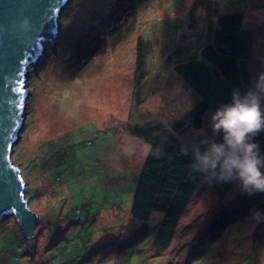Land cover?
<instances>
[{
    "label": "rangeland",
    "instance_id": "rangeland-1",
    "mask_svg": "<svg viewBox=\"0 0 264 264\" xmlns=\"http://www.w3.org/2000/svg\"><path fill=\"white\" fill-rule=\"evenodd\" d=\"M232 12L253 34L239 64L264 113V0H68L54 44L28 68L25 123L11 156L40 220L25 238L12 216L0 219V264H264V192L249 194L238 179L223 196L206 180L161 252L151 248L161 215L142 223L129 213L151 148L132 136L133 125L157 126L150 140L174 135L194 151L219 143L216 109L192 126L200 96L174 67L212 46L213 20ZM206 68L215 88L236 90L214 64ZM258 146L264 158V137Z\"/></svg>",
    "mask_w": 264,
    "mask_h": 264
},
{
    "label": "trees",
    "instance_id": "trees-1",
    "mask_svg": "<svg viewBox=\"0 0 264 264\" xmlns=\"http://www.w3.org/2000/svg\"><path fill=\"white\" fill-rule=\"evenodd\" d=\"M242 24L243 15L240 12L219 13L213 20L212 46L202 49L198 59L188 60L174 67L175 73L200 96L199 102L188 113L194 127H199L202 114L208 107L217 110L221 105L232 103L234 92L239 97H244L246 93L253 91L248 70L239 64V61L248 59L253 43V34L250 30L243 29ZM175 54H179V49ZM141 55L139 43L136 60L138 72L143 66ZM206 62L214 64L236 90L232 88L233 91H229L220 86L215 88ZM156 130L157 126L148 123L142 126L136 123L130 130L132 135L151 144L138 174L135 175L130 214L134 220L142 223L148 222L153 213L161 215L157 232L151 241V248L161 252L169 247L192 195L206 180L223 196L235 179L221 178L219 162L216 168L202 165L197 155L202 156L207 151L189 149L174 135L164 138L156 136V140H150L149 134ZM223 135L218 144H223ZM263 137L264 130H261L251 137L250 142L258 145Z\"/></svg>",
    "mask_w": 264,
    "mask_h": 264
},
{
    "label": "water",
    "instance_id": "water-1",
    "mask_svg": "<svg viewBox=\"0 0 264 264\" xmlns=\"http://www.w3.org/2000/svg\"><path fill=\"white\" fill-rule=\"evenodd\" d=\"M68 0H0V219L12 216L25 238L35 235L38 214L11 160L25 123L28 68L53 45Z\"/></svg>",
    "mask_w": 264,
    "mask_h": 264
},
{
    "label": "clouds",
    "instance_id": "clouds-1",
    "mask_svg": "<svg viewBox=\"0 0 264 264\" xmlns=\"http://www.w3.org/2000/svg\"><path fill=\"white\" fill-rule=\"evenodd\" d=\"M264 74H261L257 88L264 91ZM214 132H223V144H212L198 160L205 167L216 168L219 162L221 178L238 179L241 187L249 194L264 192V173L260 168L264 158L259 156V146L250 142L251 137L264 130V113L261 98L253 91L239 97L233 93L231 104L221 105L211 116ZM223 157V159H221Z\"/></svg>",
    "mask_w": 264,
    "mask_h": 264
},
{
    "label": "crops",
    "instance_id": "crops-1",
    "mask_svg": "<svg viewBox=\"0 0 264 264\" xmlns=\"http://www.w3.org/2000/svg\"><path fill=\"white\" fill-rule=\"evenodd\" d=\"M132 136H134V135H132ZM137 137V136H136ZM135 180V179H134ZM128 211V210H127ZM129 213H130V210H129Z\"/></svg>",
    "mask_w": 264,
    "mask_h": 264
}]
</instances>
